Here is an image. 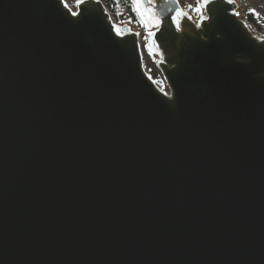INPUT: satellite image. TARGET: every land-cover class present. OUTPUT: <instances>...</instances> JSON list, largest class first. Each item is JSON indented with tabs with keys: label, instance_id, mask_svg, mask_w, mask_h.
Masks as SVG:
<instances>
[{
	"label": "water",
	"instance_id": "obj_1",
	"mask_svg": "<svg viewBox=\"0 0 264 264\" xmlns=\"http://www.w3.org/2000/svg\"><path fill=\"white\" fill-rule=\"evenodd\" d=\"M209 8L144 39L164 93L100 1L0 0V264H264V39Z\"/></svg>",
	"mask_w": 264,
	"mask_h": 264
},
{
	"label": "snow or ice",
	"instance_id": "obj_2",
	"mask_svg": "<svg viewBox=\"0 0 264 264\" xmlns=\"http://www.w3.org/2000/svg\"><path fill=\"white\" fill-rule=\"evenodd\" d=\"M88 0H58V3L63 6V8L68 9L69 13L72 17H80L81 12L73 11L72 8H81L82 5L87 3ZM96 2H99V0H96ZM115 2H119V0H115ZM229 3L232 2V0H228ZM174 3L176 5L175 9H170L169 11L172 13L170 16H160L156 14L157 11V0H130V17H129V23L132 22H138L139 26L144 28L145 35L144 39H152L154 40L156 37V31H153V29L161 30L165 22L167 21L170 23L172 27L175 28L177 32H181L182 25L184 23L185 17H187L188 20L192 19V16L189 15L188 12L184 10V8L180 7L181 0H174ZM214 3V0H196L195 5L189 4L188 8L196 13L198 20L196 21V27L200 28L205 21H210L212 19L211 16H205V11H211L209 8V5ZM250 11L254 12V9H250ZM134 14L136 20L134 21L132 18V15ZM237 14L238 13H233ZM116 35L123 36V32L121 29L116 25L113 24L112 29ZM129 32H131V29H129ZM136 37H141V33L136 32L134 33ZM139 47V44L137 45ZM150 50V49H149ZM170 99H172L170 97Z\"/></svg>",
	"mask_w": 264,
	"mask_h": 264
},
{
	"label": "trees",
	"instance_id": "obj_3",
	"mask_svg": "<svg viewBox=\"0 0 264 264\" xmlns=\"http://www.w3.org/2000/svg\"><path fill=\"white\" fill-rule=\"evenodd\" d=\"M104 8L106 9L107 13L111 17V19L116 23V24H127L130 26L133 30L140 32L142 34H145L144 28L140 27L138 22H132L129 23V17H130V0H119V2H115V0H99ZM259 3L262 6V12L264 14V0H258ZM196 2V1H195ZM194 2V5H195ZM74 8V7H73ZM72 8V9H73ZM190 15L196 19L197 15L196 13L189 11ZM133 20L135 21L136 18L134 14H131ZM244 22L251 23L253 24L252 26H257L256 20L252 18V16H247L244 18ZM249 28L253 31L252 27L249 25ZM143 54L147 58V60L154 65L155 57L151 55L146 47H143Z\"/></svg>",
	"mask_w": 264,
	"mask_h": 264
},
{
	"label": "rangeland",
	"instance_id": "obj_4",
	"mask_svg": "<svg viewBox=\"0 0 264 264\" xmlns=\"http://www.w3.org/2000/svg\"><path fill=\"white\" fill-rule=\"evenodd\" d=\"M196 0H192V2H195ZM243 2V9H245V16H252V18L254 20H256V24L257 26H252L253 24L251 23H248L253 31L252 33L254 35H256L257 37L261 38V39H264V14L262 12V6L261 4L259 3L258 0H242ZM250 9H254L255 11L252 12L250 11ZM245 16L242 17V19L244 20V18H246ZM143 47H144V44H143ZM143 65H144V68H145V71L146 73L148 74V77L151 79L154 80V84L156 85V87L164 92V93H167L166 92V86H165V83L159 73V71L157 70V68L155 66H153L145 56H143Z\"/></svg>",
	"mask_w": 264,
	"mask_h": 264
},
{
	"label": "built area",
	"instance_id": "obj_5",
	"mask_svg": "<svg viewBox=\"0 0 264 264\" xmlns=\"http://www.w3.org/2000/svg\"><path fill=\"white\" fill-rule=\"evenodd\" d=\"M232 2H234L236 5H237V12L236 13H238V17L239 18H241L242 19V17L243 16H245V9H243L244 7H243V2H242V0H232ZM189 4H192V5H194V2H192V0H181V3H180V5L182 6V8H184V9H186L188 12L189 11H191L189 8H188V5ZM246 17V16H245ZM243 20V19H242ZM248 25V27H249V24H247ZM135 31V30H134ZM137 32V31H136ZM140 33V32H139ZM144 35L145 34H142L141 33V42H140V47H141V49H142V56H144V54H143V44H144ZM145 46V45H144ZM153 66H155V61H154V65ZM156 67V66H155ZM148 75V74H147ZM151 80L154 82V80L151 78ZM166 88V87H165ZM166 92H168V90H167V88H166Z\"/></svg>",
	"mask_w": 264,
	"mask_h": 264
},
{
	"label": "bare ground",
	"instance_id": "obj_6",
	"mask_svg": "<svg viewBox=\"0 0 264 264\" xmlns=\"http://www.w3.org/2000/svg\"><path fill=\"white\" fill-rule=\"evenodd\" d=\"M139 39L141 40V37Z\"/></svg>",
	"mask_w": 264,
	"mask_h": 264
}]
</instances>
